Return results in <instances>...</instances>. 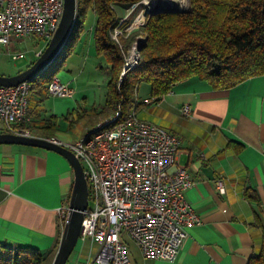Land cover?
<instances>
[{
	"label": "crops",
	"instance_id": "obj_1",
	"mask_svg": "<svg viewBox=\"0 0 264 264\" xmlns=\"http://www.w3.org/2000/svg\"><path fill=\"white\" fill-rule=\"evenodd\" d=\"M115 11L126 19L131 9L115 7ZM95 20V14L88 12L82 27L72 32L60 64L70 76L65 84L76 86L80 95L74 99L76 104L58 105L46 95V84L32 87L29 122L23 126L31 136L73 142L110 114L105 109L109 65L95 49ZM101 72L108 75L106 92L102 101L99 95L95 99V92L90 99L88 91L97 89ZM183 105L190 107L189 116L181 114ZM129 110L179 137L176 163L193 181L184 198L198 217L186 228L187 237L171 262L144 258L123 233L131 263L247 264L259 253L264 233V74L223 90L191 77L159 99L141 82ZM70 115H76L83 126L81 134L68 141L60 122ZM218 179L222 191L216 187ZM73 181L70 164L53 151L0 145V243L32 248L53 260L64 225L57 210L69 202ZM98 248L89 240L78 241L66 264H86Z\"/></svg>",
	"mask_w": 264,
	"mask_h": 264
},
{
	"label": "built area",
	"instance_id": "obj_2",
	"mask_svg": "<svg viewBox=\"0 0 264 264\" xmlns=\"http://www.w3.org/2000/svg\"><path fill=\"white\" fill-rule=\"evenodd\" d=\"M62 12L63 0H0V45L27 39L48 43ZM119 34L121 31H115L112 38L116 40ZM136 42L130 52L135 51ZM42 51L43 48L35 51V57ZM130 52L119 82L138 63L139 53L129 60ZM18 57L13 55L12 60ZM31 90L30 81L0 86V133L31 136L23 128L29 122ZM45 91L49 97L74 95V89L55 76L46 84ZM180 112L189 116L190 107L183 105ZM47 139L70 150L83 167L88 207L78 241L89 240L99 246L86 264H132L121 239L123 233L139 247L144 258L175 260L187 237L186 228L198 222L184 198L193 181L187 170L176 163L180 150L177 135L138 118L133 110L124 115L117 106L73 142ZM215 184L222 191V181L218 179ZM68 213V203L58 208L62 223Z\"/></svg>",
	"mask_w": 264,
	"mask_h": 264
},
{
	"label": "trees",
	"instance_id": "obj_3",
	"mask_svg": "<svg viewBox=\"0 0 264 264\" xmlns=\"http://www.w3.org/2000/svg\"><path fill=\"white\" fill-rule=\"evenodd\" d=\"M141 1L77 0L73 31L82 27L88 12L95 14V49L109 65L105 109L110 114L117 106L124 115L130 111L134 92L141 82L147 83L151 96L159 99L176 83L191 77L207 82L215 90H223L264 74V0H189L188 11L145 15L136 30L127 32L126 19L117 15L115 7L131 9L134 15L143 8ZM118 25L123 27L114 40L112 32ZM141 36L144 42L138 63L119 82L125 57ZM66 50L67 47L55 63L63 61ZM55 63L38 76L37 85L47 84L54 77L56 69L51 68ZM51 262V257L35 249L8 248L0 243V264ZM247 264H264V233L259 253L252 255Z\"/></svg>",
	"mask_w": 264,
	"mask_h": 264
},
{
	"label": "water",
	"instance_id": "obj_4",
	"mask_svg": "<svg viewBox=\"0 0 264 264\" xmlns=\"http://www.w3.org/2000/svg\"><path fill=\"white\" fill-rule=\"evenodd\" d=\"M77 6V0H63V12L58 27L41 54L30 66L16 75H0V86L12 87L25 81H31L47 71L56 62L72 35L77 19ZM188 10L189 6L187 9H177L167 6L147 7L145 15L151 16L158 12L177 13ZM143 42L144 39L136 42V54L139 53ZM0 145H20L53 151L65 158L70 164L74 181L68 202L69 213L62 228L56 254L51 262V264H66L78 242L83 214L88 207V187L80 161L70 150L63 147L60 143H55L52 140L44 138L0 133Z\"/></svg>",
	"mask_w": 264,
	"mask_h": 264
},
{
	"label": "rangeland",
	"instance_id": "obj_5",
	"mask_svg": "<svg viewBox=\"0 0 264 264\" xmlns=\"http://www.w3.org/2000/svg\"><path fill=\"white\" fill-rule=\"evenodd\" d=\"M142 7L143 8L141 9V11L144 16V19L142 21L135 20V18L138 15V12L134 15L131 14L130 12V14L126 17V20H125L126 26L124 28L128 32L136 30L138 26L144 22L145 11L147 7L144 6L143 4H142ZM122 25H118L117 27H115L112 33H114L115 31H121L123 27ZM138 38L143 39L144 37L141 36ZM46 44L47 43L41 40L27 39L21 42H16L14 44L12 43L7 46H0V75L13 76L25 70L30 63H33L36 60L35 51L39 50L40 48L44 49ZM130 50L128 51V54ZM13 55H19L20 57H18L16 60H12ZM101 61L103 60L101 59ZM60 64L55 63L52 66L51 71H54L56 69V72L54 74L55 78H57L61 83H65L67 79H70V76L68 75V72H66V69H62L60 67ZM107 77L108 75L105 72H101L99 74V82H97V86H98L97 89L88 91V96L90 97V99L94 98L92 93L95 92L96 94L95 99H98V95H99V101L100 100L102 101L103 95L106 92V88H107L106 87ZM39 78L40 77L36 78L35 81L32 83V86L34 88L38 86L37 83L39 81ZM74 86L75 84L73 83V87ZM75 87H74L75 93L72 98H59V97H49V98L53 99V101H55V103H57L58 105L65 104L66 102L73 103V105H75L76 103L74 102V99L80 96L76 93ZM76 110H80V109H76ZM70 116L72 117H69V120L67 119L66 121L62 119V122H60V125H62L63 128L65 127V129L67 130V132L63 136L65 137V139H68V141L74 140L77 136H79L82 132V126H83L81 122L77 121L78 117L76 115L74 117L73 115H70Z\"/></svg>",
	"mask_w": 264,
	"mask_h": 264
},
{
	"label": "bare ground",
	"instance_id": "obj_6",
	"mask_svg": "<svg viewBox=\"0 0 264 264\" xmlns=\"http://www.w3.org/2000/svg\"><path fill=\"white\" fill-rule=\"evenodd\" d=\"M141 3L146 7H156V6H167V7H174L177 9H186L188 8V0H142ZM144 10V9H143ZM142 11H138V15L135 19H141L143 18ZM135 51L130 52V58L129 60H132L135 58Z\"/></svg>",
	"mask_w": 264,
	"mask_h": 264
}]
</instances>
